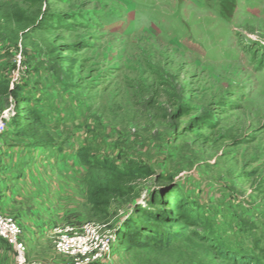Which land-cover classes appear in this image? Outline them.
Instances as JSON below:
<instances>
[{"label":"rangeland","instance_id":"1","mask_svg":"<svg viewBox=\"0 0 264 264\" xmlns=\"http://www.w3.org/2000/svg\"><path fill=\"white\" fill-rule=\"evenodd\" d=\"M0 3L36 25L25 39L0 31V78L33 98L55 140L9 133L14 98L0 111V213L20 226L27 263H77L57 253L56 230L89 223L106 259L87 264H237L218 248L264 264V0ZM81 149L148 170L119 189ZM169 195L193 230L147 218L167 214ZM144 224L157 237L140 245ZM0 264H20L1 239Z\"/></svg>","mask_w":264,"mask_h":264},{"label":"trees","instance_id":"2","mask_svg":"<svg viewBox=\"0 0 264 264\" xmlns=\"http://www.w3.org/2000/svg\"><path fill=\"white\" fill-rule=\"evenodd\" d=\"M35 28L36 25L33 19L22 8L8 3H0V31L6 30L17 38L25 39L28 38L29 32H32ZM25 92L22 87H13L8 80L0 78V111L11 104L10 98H14L18 112L13 120L12 129L9 133L16 138L30 141L32 146L51 148L54 146L55 140L50 132L48 123L42 113L35 107L33 98L27 95V93L25 94ZM78 154L81 162L87 165L90 170L93 171L98 169V166L101 167L111 177L113 185L119 189H124L136 183L138 178L146 174L148 170L146 167H136L134 170H130L108 164H95L89 159L84 149H81ZM171 196H166L162 202L163 209H165V204L170 206L166 208V211H168L167 214L145 216H149L147 217L148 219L154 218L157 221H161L169 228L179 227L183 232L193 230L190 227L197 225L196 219L194 217L190 219L188 213H178L180 211H177ZM134 232L137 235L138 244L140 245L145 244L147 238L157 237V232L149 224L137 225L134 228ZM122 237L125 236L122 235ZM218 251H220L222 257L237 264H262L256 260L254 255L249 253L237 250L223 251L221 248H218Z\"/></svg>","mask_w":264,"mask_h":264},{"label":"built area","instance_id":"3","mask_svg":"<svg viewBox=\"0 0 264 264\" xmlns=\"http://www.w3.org/2000/svg\"><path fill=\"white\" fill-rule=\"evenodd\" d=\"M5 130V128H3ZM1 180V178H0ZM56 251L57 253L69 256L77 263L84 258L81 264L88 262L104 263L106 259V246L93 224L64 225L57 230ZM21 228L11 217L0 213V238L7 241L14 247L17 253V260L20 264H29L25 259L26 247L21 240Z\"/></svg>","mask_w":264,"mask_h":264}]
</instances>
